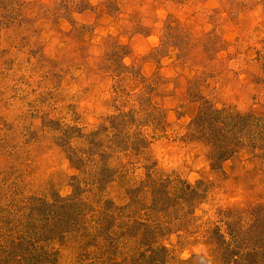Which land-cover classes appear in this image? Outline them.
<instances>
[{"label":"rangeland","instance_id":"rangeland-1","mask_svg":"<svg viewBox=\"0 0 264 264\" xmlns=\"http://www.w3.org/2000/svg\"><path fill=\"white\" fill-rule=\"evenodd\" d=\"M259 206L264 0H0V264H230Z\"/></svg>","mask_w":264,"mask_h":264},{"label":"trees","instance_id":"trees-1","mask_svg":"<svg viewBox=\"0 0 264 264\" xmlns=\"http://www.w3.org/2000/svg\"><path fill=\"white\" fill-rule=\"evenodd\" d=\"M124 67V66H123ZM145 97L144 95H140V99ZM142 102V101H141ZM149 108L152 110H155L156 108L154 106H151L150 104L148 105ZM214 112L215 114V117L211 118L209 117L210 114H212ZM204 114H208V120L210 121V124L211 126H219V125H223L224 122L227 120H223L221 121V118H220V115H222V111L220 110H208L207 112H203ZM241 118H243V116H240ZM117 117H115L116 119ZM122 118V115L121 117ZM241 118H237L235 120H229V125H232V128L236 129L238 128L239 130H241L243 128V126H245V124H243V121ZM246 123H248V121H246ZM246 126H253V123H248L246 124ZM215 129V127L213 128ZM213 129H212V138H210L211 140V143H210V161H211V166L213 167V169H217L219 167V165H221L223 162H225L228 157H229V154H230V150L229 148L225 147L224 144H223V141L221 139L220 136H218V133L217 132L218 130L215 129L214 131L217 132V133H213ZM217 130V131H216ZM201 183V182H200ZM199 183V185L197 184V187H192L190 186L189 184H185L184 185V192L185 194L187 195V197H190V198H195V199H198L199 196H201L200 194V186L201 184ZM178 198V200L180 199H184L181 195L176 197ZM187 200V199H186ZM77 202H80V200H75ZM255 210H257V212L261 213V214H257V218L255 219V222L256 223H261L262 222V215L264 216V210L262 211V209L259 207H257ZM264 223V222H263ZM255 226H258V225H255ZM229 231L231 232L232 231V228L229 229ZM259 237V238H258ZM254 240L256 241V239L258 238L259 241H263L264 239V234H259L256 238V235L253 237ZM253 256H260L262 257L263 259H261L260 261H263L264 262V254L262 255H258V252H249L247 255H245V258L243 257V255H241L240 257L243 259H238V255L234 256L233 258H231L232 260L229 261L230 264H243V263H247V264H250L252 262H247V261H250V260H247L248 258H253ZM256 259V258H255ZM241 260V261H239ZM247 260V261H246Z\"/></svg>","mask_w":264,"mask_h":264}]
</instances>
